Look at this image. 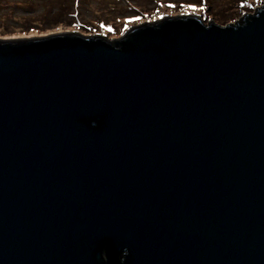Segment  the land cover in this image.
Wrapping results in <instances>:
<instances>
[{"label": "water", "instance_id": "95a60500", "mask_svg": "<svg viewBox=\"0 0 264 264\" xmlns=\"http://www.w3.org/2000/svg\"><path fill=\"white\" fill-rule=\"evenodd\" d=\"M0 264H264V4L0 38Z\"/></svg>", "mask_w": 264, "mask_h": 264}, {"label": "rangeland", "instance_id": "374dc122", "mask_svg": "<svg viewBox=\"0 0 264 264\" xmlns=\"http://www.w3.org/2000/svg\"><path fill=\"white\" fill-rule=\"evenodd\" d=\"M62 3L64 0H0V38L77 31L112 40L136 24L180 13L225 25L261 8L264 0H71L61 10Z\"/></svg>", "mask_w": 264, "mask_h": 264}, {"label": "trees", "instance_id": "16d2710c", "mask_svg": "<svg viewBox=\"0 0 264 264\" xmlns=\"http://www.w3.org/2000/svg\"><path fill=\"white\" fill-rule=\"evenodd\" d=\"M70 2H71V0H64V3H62V5H61V10H65V7L68 8L70 5ZM223 22H226V21H223Z\"/></svg>", "mask_w": 264, "mask_h": 264}, {"label": "snow or ice", "instance_id": "6c2138e0", "mask_svg": "<svg viewBox=\"0 0 264 264\" xmlns=\"http://www.w3.org/2000/svg\"><path fill=\"white\" fill-rule=\"evenodd\" d=\"M170 7H175V5H170ZM184 7H189L188 5H184Z\"/></svg>", "mask_w": 264, "mask_h": 264}, {"label": "clouds", "instance_id": "9594fccd", "mask_svg": "<svg viewBox=\"0 0 264 264\" xmlns=\"http://www.w3.org/2000/svg\"><path fill=\"white\" fill-rule=\"evenodd\" d=\"M253 13V12H252Z\"/></svg>", "mask_w": 264, "mask_h": 264}]
</instances>
